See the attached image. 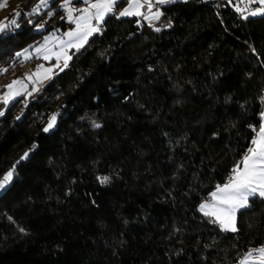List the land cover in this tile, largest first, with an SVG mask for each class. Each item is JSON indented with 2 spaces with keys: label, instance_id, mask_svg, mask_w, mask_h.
I'll list each match as a JSON object with an SVG mask.
<instances>
[{
  "label": "trees",
  "instance_id": "1",
  "mask_svg": "<svg viewBox=\"0 0 264 264\" xmlns=\"http://www.w3.org/2000/svg\"><path fill=\"white\" fill-rule=\"evenodd\" d=\"M160 6L161 31L107 18L27 106L0 116V178L15 166L0 192V264H237L264 245V198L238 212L237 233L198 211L261 124L264 15L244 19L226 0ZM46 12L0 33V69L70 25L36 30Z\"/></svg>",
  "mask_w": 264,
  "mask_h": 264
},
{
  "label": "snow or ice",
  "instance_id": "2",
  "mask_svg": "<svg viewBox=\"0 0 264 264\" xmlns=\"http://www.w3.org/2000/svg\"><path fill=\"white\" fill-rule=\"evenodd\" d=\"M54 0H37V3L26 13L27 16L40 15L46 9L48 17H52L55 9L51 8ZM122 0H81L82 6L77 8L73 6V0H61L59 7L64 10L65 16L61 19L67 20L75 26L70 30L63 32L61 35H56V31L44 38V43L35 47L34 53L37 57L45 61L55 63L49 67L40 64L37 65L35 72L27 74L26 77L13 80L7 84L5 91L0 95V105L6 109L8 104L17 97L32 96L33 93L40 89L35 85L42 84L44 80L52 79L59 72H63L69 67V62L89 45L90 38L95 35H102L104 25L107 18L115 17H139L137 23L142 21L147 22L155 31H161V28L155 27L154 21L160 20L163 13L158 5L169 3L170 0H127V6L120 11H116L117 4ZM229 5H232L244 19L248 16L264 15V0H237L233 4V0H227ZM252 4L261 5L254 10ZM5 5H0L3 7ZM155 8V11L153 9ZM144 10V11H142ZM19 11L15 15H19ZM31 22V21H29ZM45 23L35 25L37 30H42ZM19 24L16 19H11L7 23L0 22V33H5L14 28H18ZM171 27V24L164 25ZM51 45V47H49ZM32 46L17 52V57L23 56L25 59L31 58L33 52L30 51ZM255 51V49H253ZM8 69H0V72H6ZM25 80L31 82L34 87L31 91ZM127 99V98H126ZM264 101V97H261ZM27 106V100H24ZM0 109V116H4L5 111ZM59 113H53L48 119L47 125L43 131L48 132L56 125ZM262 117L259 128L250 126L253 129L254 136L250 140V146L245 150L241 159L231 168L229 176L223 184H216L213 191L198 205V211L204 217L209 219L210 223L217 224L221 231L237 233V214L241 209L250 208V198L258 196L264 198V111L260 113ZM20 117L17 116L16 119ZM96 128L101 127L100 124L93 122ZM37 145L33 144L30 149L24 152L20 157V161L28 159L29 154L36 149ZM15 174V166L8 170L2 178H0V190L9 185ZM100 183L106 184L110 181V177L103 176L97 178ZM20 231H25L23 228ZM237 264H264V245L256 248H249L246 252L240 255Z\"/></svg>",
  "mask_w": 264,
  "mask_h": 264
},
{
  "label": "rangeland",
  "instance_id": "3",
  "mask_svg": "<svg viewBox=\"0 0 264 264\" xmlns=\"http://www.w3.org/2000/svg\"><path fill=\"white\" fill-rule=\"evenodd\" d=\"M25 1L26 0H5L1 4V5H5V6L0 7V20L3 19L2 22L7 23L11 19H16L17 23L19 24V27H20V25L22 23V19L28 20V22L29 21L33 22V20L36 17V15H32V16L29 17V16L26 15V13L37 3V1L34 2L30 6L29 9L24 8ZM75 1L76 0H73V6H75L77 8L82 6V3L79 4V3L75 2ZM60 2H61V0L59 1V3L56 6H52L51 5V8L55 9V13H54V15L51 18L48 17L47 12H46V15L44 17H42L41 20L39 22H37L36 24L44 23L46 21V23H45V27H46L48 20L54 22V21L58 20L59 18L65 16L64 10H63V15L56 14L57 10L61 9L59 7ZM123 4H125V3L119 4V7H121ZM251 8L254 10L256 7H251ZM16 11H19V13H20L18 16L15 15ZM45 11H48V10L46 9ZM66 22L70 24L66 29H63V27L61 25L60 26H56L54 28L55 30H57L56 33H55L56 35H61L63 32H66V31L70 30L71 28H73L75 26L74 24H71L67 20H66ZM45 27H44V29H45ZM14 29H16V28H14ZM54 29L49 31V32H47V33H45L43 38L39 42L31 43V44L27 45L26 47H24V48H22L21 50L18 51V52H21L22 50H24L26 48H29V46L31 45L32 48L30 49V51L33 52V55L29 59H25L23 56H20L19 57V62L17 64H11L7 68L8 70L6 72H3V73L0 74V95H2L5 91H7L5 86L7 84L11 83L13 80L24 78V77H26L27 74H31V73L35 72L36 69H37V65L43 64V65H45V67H49V66H51V64L55 63V59H53L52 61H45L42 58L37 57V55L34 53L35 47L39 46L40 44H43L44 43V38L49 36V34L52 33L54 31ZM49 47H51V45H49ZM11 66L16 67V69H17L16 72L13 73L12 75H9V77H4L5 74H8L11 71ZM0 67L3 68L4 66L1 65ZM50 80L51 79L44 80L42 84L35 85L36 87H39L40 90L38 92L33 93L32 96H28V97L21 96V97H17L16 99L22 98L23 106H25L24 100L26 99L27 103H28L30 101V99L35 98L38 94H40L42 92L44 86ZM25 83L28 86V90L31 91L32 88L34 87V85L31 82L27 81V80H25ZM12 102H10V103H12ZM3 110H6V109H3ZM263 111H264V102H263ZM261 120H262V117H261ZM47 123H48V121H47ZM47 123H46V125H47ZM56 123H57V121H56ZM53 129L49 130L48 132L52 131ZM1 191L2 190H0V192ZM251 198H250V200H251Z\"/></svg>",
  "mask_w": 264,
  "mask_h": 264
},
{
  "label": "crops",
  "instance_id": "4",
  "mask_svg": "<svg viewBox=\"0 0 264 264\" xmlns=\"http://www.w3.org/2000/svg\"><path fill=\"white\" fill-rule=\"evenodd\" d=\"M5 0H2L1 2H0V5L4 2ZM171 1H174V0H170V2ZM221 1H225V0H221ZM227 1V0H226ZM121 3H125V4H123L121 7H119V4H121ZM121 3H119V4H117V6H116V11L118 12V11H120V10H122L124 7H126L127 6V0H122V2ZM261 5H258V4H252L251 5V7H260ZM159 8H160V11L162 12V6H158ZM142 11H144V10H142ZM153 11H155V8L153 9ZM2 20L3 19H1L0 20V22H2ZM156 22V21H155Z\"/></svg>",
  "mask_w": 264,
  "mask_h": 264
},
{
  "label": "built area",
  "instance_id": "5",
  "mask_svg": "<svg viewBox=\"0 0 264 264\" xmlns=\"http://www.w3.org/2000/svg\"><path fill=\"white\" fill-rule=\"evenodd\" d=\"M1 1L2 0H0V2ZM158 6H160V5H158ZM16 70H17L16 67L11 66V71L8 74H5L4 77H9V75H12L13 73H15ZM263 97H264V93H263Z\"/></svg>",
  "mask_w": 264,
  "mask_h": 264
}]
</instances>
